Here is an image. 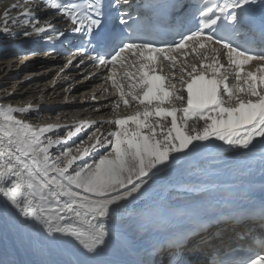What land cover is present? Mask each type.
I'll use <instances>...</instances> for the list:
<instances>
[{"label": "snow or ice", "instance_id": "6c2138e0", "mask_svg": "<svg viewBox=\"0 0 264 264\" xmlns=\"http://www.w3.org/2000/svg\"><path fill=\"white\" fill-rule=\"evenodd\" d=\"M0 24L46 43L78 37L66 67L103 74L114 109L146 105L60 136L17 118L31 106L0 104V264H264V240L247 256L212 248L229 228L258 221L264 233V198L243 206L255 175L264 189V0H23ZM189 50L199 66L182 61ZM165 63L181 75L162 74ZM83 129L87 139L66 147ZM225 151L240 154L235 167L212 162Z\"/></svg>", "mask_w": 264, "mask_h": 264}, {"label": "rangeland", "instance_id": "374dc122", "mask_svg": "<svg viewBox=\"0 0 264 264\" xmlns=\"http://www.w3.org/2000/svg\"><path fill=\"white\" fill-rule=\"evenodd\" d=\"M0 4H4V3H0ZM5 10L6 9H0V16L3 15ZM12 14L15 15L16 13L13 12ZM0 27H3V25L0 24ZM0 58L1 59L4 58V60L14 59L13 56H7L6 54L0 55ZM186 60L190 62V59L188 57H186ZM193 61H195V59ZM38 64H41L42 66L40 65L39 67H34V65H38ZM29 65H31V63L27 64L24 67L20 66L19 60H17L13 65L11 66L9 65V67L6 66L4 68L3 67L1 68L0 77H2L5 81H8V82L6 83L7 85L6 88L3 86L4 80L0 84V89L1 88L4 89V91L1 92L2 94H0V103L4 102L3 104L10 105L11 103L22 102V103H28V104L32 103L37 106L46 107V104L55 105V104L64 102L63 105H61L59 108H55L54 110H48L46 108L45 109L41 108L39 110L33 111V113H30V114H17V118L25 119L34 125L44 126V125L52 124V125L60 126V131H59L60 136L65 135L66 130L69 129L70 126L78 125L80 121L113 120L117 117V115L123 117V116L129 115V113L132 110L137 109L135 108V106L128 108V110H125V107H123V109H118V107L113 109L112 108L113 103L110 104L111 101H108L110 97L103 98V96H105L104 94L105 90L101 89L102 86L98 85L100 89L96 87L98 83H95L94 85L92 84L91 86H80L76 91L70 92L72 89L71 87L79 84L80 80H82V77H80V75H77V74H71L70 77L72 79L70 81L68 80L69 81L68 83H65L64 85L58 88L57 86H53V83L55 81H59L63 77H64L63 79L67 78L69 76V73L62 72V74L61 73L58 74L56 72L57 70H53L54 67L50 66L51 61L49 63V62H43L42 60L37 59L36 61L32 62V68H35L33 69L32 72L28 71L31 69ZM253 66L254 65H252V67L251 66L249 67H251L250 69L255 70V66L254 67ZM38 73H45V74L40 75ZM175 74L177 78L181 75L179 70L175 71ZM39 77H41L42 79H39ZM36 81L37 83H41L38 89L36 90V92L35 91L31 93L23 92L26 89L25 86H28L31 82H36ZM234 84L235 83H232L229 86L232 87L234 86ZM52 86H53V89H52ZM177 87H179V84H177ZM102 88H105V87H102ZM47 89H49L46 93L47 95L45 94V97H43L44 91ZM68 89L70 90L69 92H67ZM96 90H98L99 92L96 93ZM137 90L138 88H135V89H132L131 91L135 93ZM52 91H54L53 95L54 96L58 95V97L48 98L49 95L52 93ZM88 91H89V94H87ZM100 91H102L103 94ZM91 94H93V97L96 96V98L99 99V103L97 106L91 107V105H93L92 102H90L92 98H89ZM4 96L6 98H2ZM102 98L103 100H101ZM242 98L247 100L250 97L242 94ZM225 100L227 101L226 95H225ZM106 101H108V104L104 106L105 105L104 102ZM185 101H186V96H185ZM166 104L168 106H173V105L176 107L182 106L180 101H175L173 103L166 102ZM139 105L141 104L138 103V106ZM47 111H50L52 113L51 114L52 117H48L47 114H45ZM190 121L195 124V121L193 120H190ZM97 127H101L103 130L108 131V130H111V128L114 126L103 124V125H97ZM94 130L95 129H92V131ZM88 135H89V130L83 129L80 133L77 134V136L74 137L73 140L71 139L65 146L74 148L76 144H78L81 140H86Z\"/></svg>", "mask_w": 264, "mask_h": 264}, {"label": "bare ground", "instance_id": "6f19581e", "mask_svg": "<svg viewBox=\"0 0 264 264\" xmlns=\"http://www.w3.org/2000/svg\"><path fill=\"white\" fill-rule=\"evenodd\" d=\"M11 7V4H6V3H4V4H0V9H9V8ZM13 31H16V29H14ZM3 38V40H8V39H10V38H13L14 36H11V35H1L0 36V38ZM31 56H34V55H29V56H24L23 58H25V59H28L29 57H31ZM197 56H200L201 57V53H195L193 56H191V55H189L188 56V58L190 59V62L189 61H187L186 60V58L185 59H182V61L183 62H186L187 61V63L188 64H191V63H196L195 61H193L194 60V58H197ZM37 59H39L38 57H37ZM28 62H33V60H27ZM206 61H208L207 63H209L210 62V60H207L206 59ZM16 61H15V59H9V60H4V58L3 59H1L0 58V70H1V68L3 67H6V66H8L9 67V65L11 66V65H13L14 63H15ZM50 63V62H49ZM259 63V62H258ZM197 65H198V63H196ZM41 64H38V65H34V67H39ZM178 65V64H177ZM42 66V65H41ZM29 67L31 68L30 70H28V71H33V69H35V68H32V63H31V65H29ZM21 68V67H20ZM43 69V68H42ZM52 69V68H51ZM51 69H49V70H51ZM54 70H57L56 68H54ZM172 70V69H171ZM79 70H73V69H69V70H65V71H63L64 73H69V76L67 77V78H65V79H61V80H59V81H56L55 82V84H53V86H57V88L58 87H60V86H62V85H64L65 83H68L72 78L70 77L71 76V74H77V75H80V77H82V80H80V83L79 84H77V85H74L73 87H72V89H71V91L70 92H73V91H76L80 86H91L92 84L94 85L95 83H98L97 84V88H99L100 89V87H98V85H100V86H102V87H104L103 85H101L100 83H99V81L98 80H96V81H90V80H85V77H86V75H84L83 73H80V72H78ZM46 73V72H45ZM45 73H38V74H40V75H43V74H45ZM47 74V73H46ZM62 74V73H61ZM50 75V74H49ZM69 78V79H68ZM39 79H42L41 77H39ZM3 78L2 77H0V84L3 82ZM69 80V81H68ZM8 81H5L4 80V82H3V86L6 88V83H7ZM41 83H37V81L36 82H31L28 86H25L26 87V89L23 91V92H33V91H35L36 92V90L38 89V87H39V85H40ZM26 85V84H25ZM59 85V86H58ZM53 86H52V89H53ZM49 89H47V90H45L44 91V94H43V97H45V94L47 93V91H48ZM4 91V89H0V94H2L1 92H3ZM129 91V90H128ZM61 92H62V90H61ZM54 94V91H52V93L49 95V97L48 98H55V97H58V95L57 96H54L53 95ZM56 94V93H55ZM87 94H89V91H88V93ZM108 94V93H107ZM47 95V94H46ZM95 95V94H94ZM6 96V95H5ZM2 97V98H6V97ZM185 96H186V93H185ZM42 97V96H41ZM81 97H83V96H81ZM86 97V96H85ZM99 97V96H98ZM39 98V97H38ZM107 98V97H106ZM40 99H42V98H40ZM69 101V100H68ZM32 102V101H31ZM85 102V101H84ZM90 102H92V104L93 105H91V107H93V106H97L98 105V103H99V99H97L96 98V96H95V99H92ZM112 102V101H111ZM4 103V102H3ZM3 103H0V104H3ZM113 103V102H112ZM19 104V103H18ZM88 104V103H87ZM89 105V104H88ZM101 105V104H100ZM13 107H18V105H12ZM163 107H166V108H171V107H176V106H168V105H162ZM103 107V106H102ZM108 107V106H107ZM155 107V106H154ZM19 108V107H18ZM131 108V107H130ZM118 109H123V107H118ZM97 110H99V109H97ZM143 111V109H139V108H137V109H135V110H132L130 113H129V115H132V114H135L137 111ZM45 114H47V116L48 117H52L51 116V112L50 111H47ZM194 121V120H193ZM161 123L162 124H168V123H170V118L167 120V121H164V120H162L161 121ZM190 123H192L191 121H189V126H192L194 123H192V124H190ZM196 123V122H195ZM202 121H200L199 122V126H202ZM69 129H67L66 130V132L68 131ZM75 137V136H74ZM74 137L72 138V140L74 139ZM225 147H227V146H225ZM222 155L221 156H228L229 154H232V153H229V152H220ZM217 156V155H216ZM221 172L223 173V170H221ZM226 179L227 178H229V177H225ZM261 179H260V177H259V175L257 174V175H255L254 176V178H253V190L252 191H254L255 189H257V188H259V187H261ZM27 255H28V257H27ZM20 258L21 259H31V258H34L31 254H30V252H21V254H20Z\"/></svg>", "mask_w": 264, "mask_h": 264}]
</instances>
